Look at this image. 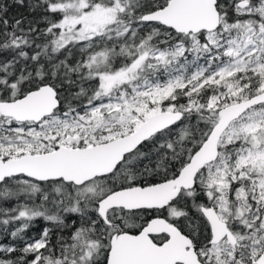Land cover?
<instances>
[{"label": "snow or ice", "instance_id": "6c2138e0", "mask_svg": "<svg viewBox=\"0 0 264 264\" xmlns=\"http://www.w3.org/2000/svg\"><path fill=\"white\" fill-rule=\"evenodd\" d=\"M0 264H264V0H0Z\"/></svg>", "mask_w": 264, "mask_h": 264}, {"label": "trees", "instance_id": "16d2710c", "mask_svg": "<svg viewBox=\"0 0 264 264\" xmlns=\"http://www.w3.org/2000/svg\"><path fill=\"white\" fill-rule=\"evenodd\" d=\"M16 9H12V13L11 14H16ZM21 11H23V10H21Z\"/></svg>", "mask_w": 264, "mask_h": 264}]
</instances>
